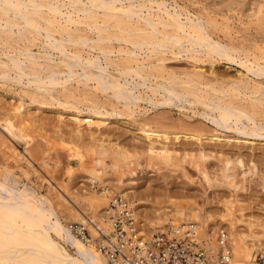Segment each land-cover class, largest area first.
I'll return each instance as SVG.
<instances>
[{
  "label": "bare ground",
  "instance_id": "1",
  "mask_svg": "<svg viewBox=\"0 0 264 264\" xmlns=\"http://www.w3.org/2000/svg\"><path fill=\"white\" fill-rule=\"evenodd\" d=\"M182 2L184 3L181 4ZM182 2L0 0V85L1 92L4 93L0 95L10 98L8 105L6 102L5 105L2 102L0 104L5 115L1 128L7 133L0 132V144L3 147L0 146V264H110L100 245L106 243L113 246L118 241L114 238L109 243H102L100 235L104 233L109 237L113 236L112 232L116 231L113 217H116V211L125 204L137 227L134 234L128 233L133 241L128 249H123L128 254L141 242H150L153 234L159 231H172V235H179L175 233L178 230L182 234L189 231V237L195 238L197 243L204 241V248L210 252L214 264L220 255L228 258L229 264L251 263L254 258L252 248L262 244L253 243L254 240H250V244L245 240L244 234L257 231L264 233V219L236 214L235 201L232 200L221 207L219 216L214 221L210 220L213 219L212 214H208L207 219L199 214H188L186 208L179 207L177 202L169 204L173 206V203H177L176 207L173 206L175 209L167 207V210L160 208L162 210L159 211L160 205L156 204L158 200L155 202L156 197L151 200L150 196L156 190L159 192V188L154 190L153 184L159 187L158 181L160 183L161 177L165 181L166 176L164 178L160 175V179L152 176L159 179L152 184L153 178L151 180L150 175L144 176V172L143 176L137 175V170L133 169L137 165L140 151L145 156L142 164L160 169L176 166L183 156H190L188 158L192 166L195 162L196 166L193 167L201 168L199 174L201 173V178L206 183L210 184L212 179L220 177L221 183L235 194L244 190L246 182L259 173L262 163L256 159L259 162L257 167L258 162L254 160L255 156L249 154L250 151L247 155L239 150L234 151L231 146L228 147L233 152L224 147L237 144L238 147L243 145L245 151L247 148L255 150L259 146L264 149V54H247L246 48L253 45L251 39L248 41L251 44L246 46L245 43L248 42L244 43L242 37L241 41L246 47L244 49L242 45L235 47L233 41L234 46L226 42L224 36L223 39L220 35L218 37L219 30L213 31L217 33L216 36L211 32L220 28L222 31L229 30V21L232 19L242 24H254L255 21L256 24L258 21L261 24L264 20V0ZM199 4L203 12H195ZM189 5L193 8L190 6V9ZM249 24L248 27L244 24L241 28H250ZM247 28L245 31L250 30ZM242 31L241 33L245 32ZM248 33L247 31L245 36L251 34ZM228 37L226 36L227 39ZM236 40L235 38L234 41ZM239 41L238 44L241 42ZM239 51H243L244 57L240 56ZM206 58L214 60H211L209 68L205 66ZM183 59L186 60L185 63H192L191 68L183 69V66L177 70L179 65L174 66L178 62L175 60ZM173 60L174 64L170 66L169 63ZM216 62H223L226 66L237 65L240 70L235 76H225L224 73L227 72H218L219 64ZM26 97L30 103L25 102ZM78 99H84L89 104H82ZM142 105L146 106L145 109L150 107L155 110L154 114L144 116L145 113L140 110ZM172 109L190 114L183 120L178 118L183 115L180 112L177 120L170 115ZM33 110L56 113L61 127L67 128L68 123L73 124L67 128L72 140L74 137L77 140L88 137L86 139L90 140L88 148L91 155L89 153L90 157L87 156L88 161L85 157L87 162H84L85 155L81 154L80 149L75 150L76 153H72V148L62 150L68 152L67 161L73 157L79 159L80 164L76 168L81 169L88 183V190L84 192L73 191L75 186L64 188L63 185V190L71 192L69 200L64 195L65 191L62 193L57 190L61 200L68 202L67 206L66 202L62 203L63 200L55 205V201L52 202L46 195L25 183L19 184L9 172L16 171L10 163L13 164V161L23 156L28 161L30 174H36L30 160L33 158H25V153L22 155L18 152L14 142L12 143V139L17 138V133L30 128L34 120L37 122L38 118L33 117L31 112ZM185 116L186 114L183 115ZM59 123L56 124L59 130L57 127L56 130L61 131ZM65 130L61 134H52L63 137ZM121 134L128 137L126 139L130 144L125 145L127 141L121 144L120 139L125 140ZM67 138L70 139L68 136ZM217 144L223 148L216 150ZM51 145L48 147L51 148ZM76 145L80 146L81 143ZM69 146L71 143L67 147ZM243 146L241 149L244 150ZM29 150L30 146L27 152ZM85 150L82 152H86ZM245 156L250 159H247L248 163ZM50 157L48 155L42 158L44 166L55 167L63 163L59 162V157ZM210 159L221 163L218 164L222 166V170L215 163L221 174L217 173V169V174L215 171L214 174L209 172L211 167L208 168V161L215 166ZM188 161L189 159L186 162ZM16 166L14 164L17 169ZM52 172L54 171L51 170L50 173ZM27 174L25 177L28 180L30 177ZM135 176L137 177L134 178ZM261 177L264 181V175L261 174ZM44 183L52 188L51 180L47 179ZM163 185V188L169 186ZM163 188L160 187V195ZM167 188L174 191L171 187ZM167 188L166 193L162 191L163 196L167 195ZM169 194L172 193L169 191ZM169 198L172 199L173 196ZM150 201H154L153 204L157 205L154 207L158 208L151 215L143 209ZM163 201L165 205L170 200L167 203V199ZM63 211H68L69 216L79 224L72 225L73 221H68L71 217H63ZM125 226L122 227L126 228ZM90 227L92 233L88 237L85 230ZM123 239L126 241L128 237L124 236ZM222 240L228 241L229 245L224 250L220 249ZM140 247L143 251L142 245ZM139 254L144 255L143 252Z\"/></svg>",
  "mask_w": 264,
  "mask_h": 264
},
{
  "label": "rangeland",
  "instance_id": "2",
  "mask_svg": "<svg viewBox=\"0 0 264 264\" xmlns=\"http://www.w3.org/2000/svg\"><path fill=\"white\" fill-rule=\"evenodd\" d=\"M182 1H184V0H181V2ZM184 2H182L181 4H183ZM201 3V2H200ZM190 6H191V8H193L192 7V5H189V8H190ZM196 7H198V8H194L193 9V11H195V12H198L199 10H201V11H199V12H203L202 11V7H201V4H199L198 6H196ZM190 8V9H191ZM198 10V11H197ZM236 19H232L231 21H229L230 22V24H231V26L228 28L229 30H226V31H222L221 29L222 28H220V29H213L212 30V32L211 33H213V35H217V33L216 32H213V31H222V32H219L218 31V37H219V35H220V38L221 39H223V36H224V40L226 41V42H228V43H232V45L234 46V43L237 45H235V47H238L239 45H242L243 46V48L245 49L246 47H244V45L246 44V46L250 43V42H248L250 39V41H253V42H251L253 45H250V47L251 48H249V46H248V48H246L247 50V54H250V55H253V56H260L261 55V53L262 54H264V42H263V40L262 39H264V20H262L263 22L260 24L259 23V21L257 22V24H256V21H255V25L254 24H251V22H247V24L246 23H243L242 24V22H236L235 21ZM237 24H235V23ZM244 22H246V20H244ZM240 23L243 25V27H244V24H245V26H247L248 27V23H250L251 25H253V26H250V24H249V27L250 28H247V27H245V28H247V29H250V30H247L249 33H251V34H249L248 35V37L247 36H245V34H247V31H245V28H241V26L242 25H240ZM259 23V24H258ZM222 25H224V23L222 24ZM240 25V28L238 27ZM224 26H226V24L224 25ZM237 26V27H236ZM220 27H223V26H220ZM233 27V28H232ZM236 27V28H235ZM237 29V30H236ZM238 29H241V30H243L242 32H244V33H241V30L240 31H238ZM235 31V32H234ZM236 31H238L239 33H238V35H237V32ZM232 32V33H231ZM259 32V33H258ZM221 33V34H220ZM222 33H223V35H222ZM236 33V34H235ZM240 34V35H239ZM243 34V35H242ZM256 34V35H255ZM250 35H253V37H251L250 38ZM226 36L228 37V39L226 38ZM232 39H231V38ZM242 37H244V43L245 42H248V43H245L244 45H243V42L241 41V39H243ZM247 37V38H246ZM230 38V39H229ZM235 38L237 39L236 41H234L235 40ZM255 38H257V39H255ZM238 39H240V41L238 40ZM258 39H260V40H258ZM246 40V41H245ZM231 41V42H230ZM234 43H233V42ZM240 42L239 44L237 43V42ZM250 43V44H251ZM258 46H257V45ZM241 47V46H240ZM253 47V48H252ZM254 47H256V49L254 48ZM249 49H251V50H249ZM254 50V51H253ZM259 51V52H258ZM239 53H240V56L242 55V53H243V51H239ZM242 57H244L243 55H242ZM252 57V56H251ZM206 62H205V66L207 67V68H209V66H210V64H211V62L212 61H214V60H212L211 58H206ZM212 60V61H211ZM153 61V60H152ZM175 61H178V62H175L176 64L174 65V66H177V65H179V66H177L176 67V69L178 70V67L180 68L181 67V69L183 68V66H184V68L183 69H185V68H191L190 67V65L192 64V63H189V62H187V63H185L186 62V60H184L183 59V61H181V60H175ZM216 63H218L219 65H218V72H220V73H222V71L223 70H225L224 72H227V73H224L225 74V76H230V77H232V75H234L235 76V73L237 74V72H238V70H240V68L236 65V66H233V65H228V66H226V65H224V63L223 62H216ZM174 64V60L172 61V63L170 62L169 63V65L170 66H172V65ZM187 64L189 65V66H187ZM209 64V65H208ZM220 66V67H219ZM175 68V67H174ZM173 68V69H174ZM223 68V69H222ZM221 70V71H220ZM227 70V71H226ZM230 74V75H229ZM1 85H0V93H1V95L3 94L4 95V93L3 92H1ZM0 95V100H2V101H0V104H1V102L2 103H4V104H2V105H5V102H6V105H8L9 104V97H3V96H1ZM71 100V99H70ZM82 100H83V102H82ZM48 101V100H47ZM8 102V103H7ZM25 102L26 103H30V100H29V98L28 97H26L25 98ZM78 102H80V103H82V104H84V102L86 103V105L87 104H89V102L87 103L86 101H84V99H78ZM1 105V106H2ZM145 105H142V107L140 108V110H141V112H143V113H145V115L144 116H148V115H153L154 113V111L155 110H152L150 107V110L148 111V109L149 108H146L145 109ZM173 111L171 112V114L170 115H172V116H174V118L175 119H177V115H180V112H182V111H179V110H177V109H172ZM148 111V112H147ZM176 111V112H175ZM0 132H2V133H6L5 132V130H3V128H1L2 127V123H3V120L5 119V115H4V113H2V111H1V108H0ZM31 112H33V117H35L36 119H37V122H36V120H34V122H33V124H31L30 125V128L31 127H33V128H31V130L33 129V131H31V130H28V133H26L27 132V129H30L29 127H27V129L25 128V133L22 131V132H20V133H17V138L16 139H12V143L14 144V146L16 147V149H17V151L18 152H20V153H22V155H23V153H25L24 154V156H25V158H26V156H27V158H28V156H29V159H30V157L31 158H33V159H30V160H32V164H34L33 166L35 167V176L32 174H30V169H29V166H28V161L26 160V159H24L23 158V156L22 157H19V158H17L15 161H13V164L12 163H10V165H11V167L14 169V170H16V171H9L12 175H13V177L17 180V182H19V184H22V185H24V183L25 184H27L29 187H31V188H33V189H35V190H37L39 193H41V194H43V195H46L47 196V198L49 197V199L52 201V202H54V204L55 205H59V203H61L62 202V200H63V202L62 203H65L66 201H64V199H62L61 200V198H60V193L58 192V191H60V192H64L65 190H63V185H64V188L66 187V186H68V187H73V186H75L74 187V190L73 191H86V189L88 190V186H87V184L88 183H86V181H87V179H86V177H85V175H84V173L81 171V169L79 170V167L78 168H76L77 166H79V164H80V162H79V159L78 158H76V157H73V158H68V161L66 160L67 158L66 157H68L69 155H68V152L66 153L65 151H62V150H64V148L68 151V149L69 148H72L73 149V152L72 153H74L75 152V150L76 151H79V149H80V152H81V154H83V156H84V162H87L88 160H89V158L87 157V156H89V153H90V149L88 148L89 146H90V140L88 139H86V138H88V137H85V138H81L82 140H80V138H78L79 140H77L75 137L73 138L74 140H72V137L71 136H69L70 135V133H69V130H67V128L69 129L70 127H72L73 126V124H71V123H68L69 125L67 126V128L65 127V126H63V127H65L66 128V130H65V128H63V127H61L62 125H61V123H59V122H57V121H59V118H57L58 116L56 115V113H54V112H52V111H40V112H36V110L34 111H31ZM35 113V114H34ZM38 113H39V115H38ZM43 113V114H42ZM45 113V114H44ZM153 113V114H152ZM188 112H182L181 114H186V116L185 117H183V115H180V117H178V118H183V120H184V118H185V120L187 119V115H189L190 113H188ZM147 114V115H146ZM35 115V116H34ZM36 115H37V117H36ZM41 115V116H40ZM2 117V118H1ZM4 118V119H3ZM34 118V119H35ZM138 118H141L140 116H138ZM195 119H197V118H195ZM2 120V121H1ZM178 120V119H177ZM40 121V122H39ZM36 122V123H35ZM47 122H48V124H47ZM49 122H50V124H49ZM51 122H52V124H51ZM56 122V123H55ZM36 125H35V124ZM42 123V124H41ZM54 123V124H53ZM57 123H59V125H60V130L61 131H58L59 129V127L57 126L58 124ZM57 124V125H56ZM33 125H35V126H33ZM40 125V126H39ZM45 125V126H44ZM48 125V126H47ZM38 127H39V129H38ZM43 127V128H42ZM46 127V128H45ZM55 127V128H54ZM56 127H57V129L58 130H56ZM49 128V129H48ZM41 129V130H40ZM46 129V130H45ZM48 129V130H47ZM63 129V130H62ZM38 130H39V132H38ZM43 130H45V131H43ZM53 130H56V131H53ZM64 130H65V134L63 135L62 134V136L63 137H61V135H58V136H53L54 134H56V132L58 133H60V132H64ZM117 130V129H116ZM36 131V132H35ZM121 131V130H120ZM120 131H118V133L120 132ZM32 134H31V133ZM35 132V133H34ZM46 132V133H45ZM55 132V133H54ZM68 134H67V133ZM45 133V134H44ZM49 133H50V135L52 134V133H54V134H52L51 136L53 137H51L50 135H49ZM58 133V134H59ZM27 134V135H26ZM34 134V135H33ZM61 134V133H60ZM66 134H67V136L68 137H70V139H68L67 138V136H66ZM123 134V133H122ZM121 134V136H123ZM6 135H7V133H6ZM48 137V135H49V141H46V140H48V138L46 137V136ZM57 135V134H56ZM109 135L112 137V135L109 133ZM19 136V137H18ZM37 138H36V137ZM65 136H66V138H65ZM121 136H120V138H121ZM42 137V138H41ZM33 138V139H32ZM41 138V139H40ZM43 138H45V139H43ZM57 138H59L58 140H54V139H57ZM62 138V139H61ZM112 138H114V136L112 137ZM122 138H124L125 140H123V139H120V141H121V144L123 145L124 144V142L125 141H127V143L125 142V145H127V144H130L129 142V140H127L126 138H128L127 136L126 137H122ZM37 139V140H36ZM52 139H53V141H55L54 143H53V141H52ZM64 139V140H63ZM115 139V138H114ZM44 140V141H43ZM50 140H51V142H50ZM60 140H61V142H60ZM66 140H67V142H66ZM70 140V142H68ZM72 140V141H71ZM77 140V141H76ZM38 141V142H37ZM45 141H46V143H45ZM75 141V142H74ZM33 142V143H32ZM48 142V143H47ZM77 142V143H76ZM78 142H79V145H80V143H81V145L80 146H78V145H76V144H78ZM82 142L83 143H85V144H82ZM87 142V143H86ZM31 143V144H30ZM56 143V144H55ZM58 143H60V144H58ZM61 143H63V144H61ZM70 143H71V146H69V147H67L68 146V144L70 145ZM72 143H73V145H72ZM75 143V144H74ZM37 146H35V145ZM45 144H47V145H45ZM52 144V145H51ZM53 144H55V145H53ZM66 144V145H65ZM26 145V146H25ZM48 145L50 146H52L51 148H49L48 147ZM56 145L58 146V147H56ZM60 145V146H59ZM63 145H65V147L63 146ZM232 145H233V147H232ZM264 145V144H263ZM0 146H1V144H0ZM29 146H30V150H29V152H27V150H28V148H29ZM40 146V147H39ZM42 146H44V148L42 147ZM47 148H46V147ZM62 146V147H61ZM83 146V147H82ZM231 146V148H233V150L234 151H241L243 154H247L248 155V152L250 151V153L249 154H251L252 156H255L254 158V160H258L259 162H261L262 161V163H260V169H262V172H261V170L260 169H258L259 170V173L257 172L256 173V176L254 175L251 179H249L248 180V182H246V187H245V189L244 190H240V191H238L237 193H233L232 191H231V189L227 186V185H224V184H222L221 183V180L219 179V178H217V179H212L211 180V183L210 184H208V183H206L202 178H201V173L199 174V171L201 170V168L200 167H193V166H196V163L195 162H193L194 163V165L192 166V162L190 161V156H188V157H190V158H188V157H186V158H184V156H183V161L182 160H180V162L179 163H176L177 165L176 166H171V167H165V168H163V167H161L162 169H160V168H151V167H149L148 166V164L147 165H145V164H142V163H144V153L142 152V151H140V150H138V151H140L139 152V154H141V152H142V156L141 155H137V156H139L138 158L139 159H137L136 160V163H137V165H135L134 167L135 168H133L136 172H137V175L139 174L140 176H143L144 174H143V172L145 173V175L144 176H148V177H150V179L152 180V178H153V180H152V184L153 183H157V182H153L154 180H156V181H158L159 179H160V175L162 176H164V178H165V176H166V180L165 181H163V179H162V177H161V179H162V181L164 182H162L161 181V179H160V183L162 182L164 185H169V186H166L165 188H163L162 187V185L159 183V181H158V186L159 187H157V185L156 184H153V187H155L154 188V190L156 189V188H159L158 190H159V192H160V187H161V189L163 188L164 189V191L166 190V188L167 187H171L170 189H173L174 191L172 192V190H169V188H167V191L169 190L172 194H169V191L167 192V195L170 197V196H173V198L172 199H170L169 197H167V195L166 194H164V196L162 195V193L164 192L163 190H161V195L159 194V192L156 190V192H153L152 193V195L151 196H153V197H151L150 196V199L152 200V198L154 199V197H156L155 199H154V201L156 202V200H158L157 202H159V200L160 199H162V201H163V199H167V201H166V203L167 204H165L164 205V201L162 202L161 200H160V202H159V204L156 202V204L157 205H160V206H158L159 207V211H161L162 209L164 210L165 208H166V210H167V207H168V209H175V207H176V205H178V204H180V205H178L179 207H182V208H186V210H187V213L188 214H199L200 216H202V218H205V219H207L208 218V214H212L213 215V219H210V220H212V221H214V220H216L217 219V216H219V210L221 209V207L224 205V204H226L228 201H235L234 203H235V210H236V214H238V215H240L241 213L245 216V217H251L252 219H264V181H263V179L261 180V174L262 175H264V159H262V157L264 156V152L262 153L261 152V150H263L264 151V149H263V146H262V148H260L261 146H259V147H255L256 149L255 150H252V149H249V148H247V151H245L246 150V148L243 146V145H241V147L243 146L244 147V150H243V148L241 149V147H240V145H239V147L237 146V144H231V145H227L226 146V148L224 147V149H227L228 151H231L232 149L231 148H229V147ZM236 146V147H235ZM2 147V146H1ZM1 147H0V150H1ZM40 148V150H39V148ZM42 147V148H41ZM54 147V148H53ZM60 147H61V150H60ZM215 147H217V148H215L216 150L218 149V150H220V149H222L223 148V146H222V148H221V145H220V147H219V145L217 144ZM235 147V148H234ZM3 148V147H2ZM27 148V149H26ZM31 148H32V150H31ZM46 148V149H45ZM74 148H77V149H74ZM81 148H82V150L83 149H86L85 151L86 152H82V150H81ZM87 148H88V150H87ZM128 148V147H127ZM130 149L132 148L133 149V147H129ZM214 148V147H213ZM220 148V149H219ZM257 148H259V149H257ZM25 149V150H24ZM37 149H38V151H37ZM49 149H51V150H49ZM231 149V150H230ZM48 150V151H47ZM134 150V149H133ZM233 150H232V152H233ZM243 150V151H242ZM256 150H257V152H256ZM35 151V152H34ZM38 153H37V152ZM44 151L46 152L45 154H44ZM49 151H50V153H49ZM87 151H89L88 153H87ZM27 152V153H26ZM41 152H43V153H41ZM65 152V153H64ZM253 152L255 153L256 152V154L258 153V154H260L261 156H262V154H263V156L261 157V156H259L258 154V157H257V155L256 154H254L253 155ZM261 152V153H260ZM35 153H37V154H35ZM48 153V154H47ZM57 153V154H56ZM76 153V152H75ZM31 156H30V155ZM65 154V155H64ZM88 154V155H87ZM182 155H183V153H181ZM181 154L179 155L180 156V158L179 159H181ZM40 155H42L41 157H40ZM44 155H46V156H48L49 155V157L51 156H53L54 158H56V159H58V157H59V162H63V163H59V165H60V168L58 167V166H53V167H49V166H44V161H43V159L46 157V156H44ZM60 155V156H59ZM68 155V156H67ZM90 155H91V153H90ZM246 155V156H247ZM250 155V156H251ZM56 156V157H55ZM245 156V161H246V163H248L247 162V159H249L248 157H246ZM249 156V157H250ZM251 156V159H253V157ZM1 154H0V160H1ZM50 157V158H51ZM85 157H87V158H85ZM90 157V156H89ZM260 157V158H259ZM41 158V159H40ZM43 158V159H42ZM62 158V159H61ZM86 159H87V161H86ZM189 159V161H188V163L186 162L187 160ZM34 160V161H33ZM138 160H139V162H138ZM211 161H212V159H210ZM250 160V159H249ZM248 160V161H249ZM256 160V161H257ZM261 160V161H260ZM66 163H65V162ZM141 161V162H140ZM143 161V162H142ZM255 161V163H257ZM68 162V163H67ZM213 163H214V165L215 166H213V164L211 165L210 163H209V161H208V168H210L211 167V169H209L210 171V173L211 174H214V173H216V169H217V173H220L221 174V168H222V166H220L221 165V163H216L217 162V160H214V161H212ZM211 162V163H212ZM259 162L257 163V167H258V165H259ZM139 163V164H138ZM142 165H141V164ZM182 163V164H181ZM218 164L217 166H219L218 168L219 169H221L220 170V172H218L219 171V169L218 168H216L217 166H216V164ZM14 164H15V166L17 167V169L14 167ZM184 164V165H183ZM209 164H210V166H209ZM64 165V166H63ZM68 165L70 166V167H68ZM141 165V166H140ZM19 166V167H18ZM181 167L180 169H179V167ZM261 166H263V167H261ZM63 167V168H62ZM67 167H68V169H70V170H68L67 169ZM49 168V169H48ZM75 170H74V169ZM169 170H168V169ZM171 168H173L172 169V171L170 170ZM176 168V169H175ZM213 168H215V169H213ZM25 169V170H24ZM36 169H38V173L36 172ZM48 169V170H47ZM55 169V170H54ZM57 169V170H56ZM72 169V170H71ZM77 169V170H76ZM184 169V170H183ZM51 170L52 171H54V172H52V173H50L51 172ZM66 170V171H65ZM74 170V171H73ZM175 170V171H174ZM179 170V171H178ZM212 170V171H211ZM70 171H71V173L72 174H70ZM215 171V172H214ZM23 172V173H22ZM183 172V173H182ZM214 172V173H213ZM28 173V174H27ZM216 173V174H217ZM29 175L28 177H30L28 180H27V178L25 177V175ZM42 176H41V175ZM147 174V175H146ZM185 174V175H184ZM258 174V175H257ZM54 175V176H53ZM70 175L72 176V177H70ZM150 175V176H149ZM219 175V174H218ZM37 176V177H36ZM39 176H41L40 177V179L38 178ZM44 176V177H43ZM152 176H157V178H159L158 180L157 179H154L155 177H152ZM159 176V177H158ZM137 176H135L134 178H136ZM44 178H46V180L44 179ZM43 179H44V181H43ZM47 179L48 180H51V184H52V188L51 187H48L47 185L48 184H46V183H44V182H46L47 181ZM54 179V180H53ZM39 180V181H38ZM41 180V181H40ZM146 180V179H145ZM28 181V182H27ZM29 181H31V182H29ZM68 181H69V183H68ZM72 181V182H71ZM170 183H168V182ZM237 181H239V175H238V178H237ZM41 182V183H40ZM148 182V181H147ZM32 183V184H31ZM37 185H36V184ZM42 183H43V185H42ZM166 183V184H165ZM34 184V185H33ZM45 184V185H44ZM68 184V185H67ZM35 185H36V187H35ZM41 185V186H40ZM156 185V186H155ZM161 185V186H160ZM163 185V186H164ZM48 187V189H46V187ZM40 187V188H39ZM62 187V189H60ZM71 187V188H72ZM40 189V190H39ZM51 189V190H50ZM47 190H49L50 192H48ZM58 190V191H57ZM61 190H63V191H61ZM78 191V192H79ZM163 191V192H162ZM46 192H48V193H46ZM70 193L71 192H64V195H67L66 196V198L69 200V197H70V199H71V197H72V195H70ZM155 193V194H154ZM164 193H166V191L164 192ZM49 194V195H48ZM70 196H69V195ZM174 194V195H173ZM57 195H59V197H57ZM160 195V196H159ZM165 195H166V197H165ZM236 195V196H235ZM235 196V197H234ZM165 197V198H164ZM58 198H60V200L58 199ZM169 198V199H168ZM58 201V202H57ZM61 201V202H60ZM154 201H150L152 204L153 203H155ZM57 202V203H56ZM150 202H148L147 204H146V206H145V208H143L144 209V211L145 212H150V215L151 214H155V208L156 207H154L155 205L153 204H151ZM170 202H177V203H173V206H175V207H173L172 206V204L171 205H169L170 204ZM67 204H68V202H66V206H67ZM151 204V205H150ZM65 205V204H64ZM156 205V206H157ZM166 205H169V206H166ZM153 206V207H152ZM162 206H166V207H162ZM171 206V207H170ZM149 208V209H148ZM154 208V209H153ZM160 208H162V209H160ZM184 208V209H185ZM148 209V211H146ZM157 210H158V208H156ZM156 210V211H157ZM66 211V210H65ZM65 211H63V213H62V215H63V217H68L69 216V214H68V211L65 213ZM68 214V215H67ZM149 216V215H148ZM69 217H71V216H69ZM68 221H73L72 222V225H77V224H79V222L77 223L76 221L77 220H74V219H72V217L71 218H68ZM75 221V222H74ZM225 229V228H224ZM226 230V229H225ZM87 233H88V236H90V234L92 233V231H91V227L90 228H88L87 229ZM90 232V233H89ZM226 232L228 233V235H229V232L226 230ZM161 235V236H159V235ZM156 238H158V237H160V238H166L165 237V235H167V236H169V234L168 233H166L165 231H159V232H157V233H155V234H153ZM244 236H246L245 237V240H248L249 242H250V244L252 243L250 240H254L253 241V243H256L257 245H259L260 243L262 244V246H258V247H254V248H252V254H253V259H252V261H251V263L250 264H264V233L263 232H260V231H257V232H253L252 234H249V233H247V234H244ZM167 239V238H166ZM230 246H231V248H232V243H231V241H230Z\"/></svg>",
  "mask_w": 264,
  "mask_h": 264
},
{
  "label": "built area",
  "instance_id": "3",
  "mask_svg": "<svg viewBox=\"0 0 264 264\" xmlns=\"http://www.w3.org/2000/svg\"><path fill=\"white\" fill-rule=\"evenodd\" d=\"M115 216L116 219L113 217V225L116 226V231L112 232L113 236L109 237L104 233L100 235L102 243H109L114 238L118 241V244H113V246L106 243L100 245L110 264H143L147 261L151 262V264H214L211 261L210 252L204 248L206 245L204 241L201 243L195 242V238L189 237V231L182 234L176 230L175 233H179V235H172V231H169V236L165 235L167 239L156 238L153 235L151 241L147 242V244L141 242L140 245L144 248L143 251L139 245L135 247L133 252L128 254L123 249H128L127 247L133 242L128 233L134 234L133 232L137 228L135 219L132 217L126 204L121 206L118 212L116 211ZM124 225H126V228L122 227ZM87 232L86 229L85 233L88 236ZM124 236L128 237L126 241L123 239ZM224 241H220V245L223 244L220 246L221 250L229 247L228 241ZM140 252H143L144 255L139 254ZM215 264H229V259L223 255L217 256Z\"/></svg>",
  "mask_w": 264,
  "mask_h": 264
}]
</instances>
